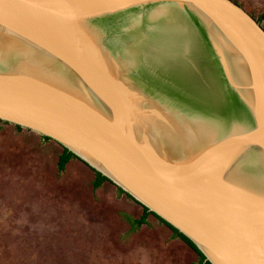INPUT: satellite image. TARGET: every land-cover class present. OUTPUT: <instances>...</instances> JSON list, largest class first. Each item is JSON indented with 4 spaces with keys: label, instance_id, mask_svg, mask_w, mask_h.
I'll return each instance as SVG.
<instances>
[{
    "label": "water",
    "instance_id": "water-1",
    "mask_svg": "<svg viewBox=\"0 0 264 264\" xmlns=\"http://www.w3.org/2000/svg\"><path fill=\"white\" fill-rule=\"evenodd\" d=\"M72 3L0 5V121L71 152L210 264H261L263 28L230 0Z\"/></svg>",
    "mask_w": 264,
    "mask_h": 264
},
{
    "label": "rangeland",
    "instance_id": "rangeland-1",
    "mask_svg": "<svg viewBox=\"0 0 264 264\" xmlns=\"http://www.w3.org/2000/svg\"><path fill=\"white\" fill-rule=\"evenodd\" d=\"M264 30V0H230ZM62 147L0 122V264H196L197 253Z\"/></svg>",
    "mask_w": 264,
    "mask_h": 264
},
{
    "label": "trees",
    "instance_id": "trees-1",
    "mask_svg": "<svg viewBox=\"0 0 264 264\" xmlns=\"http://www.w3.org/2000/svg\"><path fill=\"white\" fill-rule=\"evenodd\" d=\"M2 122V121H0ZM6 123V122H4ZM18 129H21V127L16 126ZM45 140H50L49 138L43 137ZM71 159H77L71 152H69L66 149L62 148V153L59 156L58 159V169L59 171H63L65 168V165L71 160ZM94 174H95V181L93 183V187L95 189L99 188L102 183L104 182H109L107 180V178H105L104 176H102L100 173L95 172L93 170ZM118 191L122 194H125L121 189L118 188ZM126 195V194H125ZM126 197L132 199L130 196L126 195ZM142 207V206H141ZM143 208V214L139 219H135V220H129V224L131 225V230H136L138 227H140L142 224L146 223V219L148 215H152L154 217H156L160 222H162L164 225H166L173 233V235L179 239H181L183 242H185L188 246H190L198 255V262L196 264H210L208 261H205V258L203 256V254L196 248V246L188 239L186 238L184 235H182L181 233H179L175 228H173L172 226H170L169 224H167L166 222H164L161 218H159L158 216L154 215L153 213L149 212L146 208Z\"/></svg>",
    "mask_w": 264,
    "mask_h": 264
},
{
    "label": "snow or ice",
    "instance_id": "snow-or-ice-1",
    "mask_svg": "<svg viewBox=\"0 0 264 264\" xmlns=\"http://www.w3.org/2000/svg\"><path fill=\"white\" fill-rule=\"evenodd\" d=\"M40 2H46V0H40ZM58 2L61 5H69L72 7H75V5L72 3V0H58ZM5 3V0H0V5H3ZM209 231L215 232V229L212 226H209ZM217 235L218 239L227 242V237L225 234L220 233V232H215ZM261 264H264V257L261 258Z\"/></svg>",
    "mask_w": 264,
    "mask_h": 264
}]
</instances>
